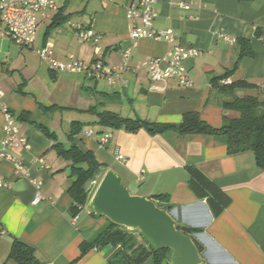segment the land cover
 I'll return each instance as SVG.
<instances>
[{"label":"crops","instance_id":"0c3cea01","mask_svg":"<svg viewBox=\"0 0 264 264\" xmlns=\"http://www.w3.org/2000/svg\"><path fill=\"white\" fill-rule=\"evenodd\" d=\"M133 1L56 0L57 10L39 13L35 48L26 47L30 51L25 61L14 67L0 62L5 93L0 102L11 110L31 144L29 149L14 150L16 159L24 163L21 172L12 163L0 161V176L9 181L0 188V264H19L8 259L15 239L33 245L40 264H113L118 258L120 245L93 248L81 256V243L107 226L108 219L94 215L89 204L80 206L78 214L71 213L74 199L68 189L74 180L73 160L60 154L59 147L73 143L92 150L132 194L152 199L163 195V203L172 206L180 224L202 229L195 236L209 264H264V169L253 150L229 151L224 133L184 134L172 129L153 133L146 128L131 132L103 121L110 113L179 124L186 113L195 112L220 129L224 115L236 117L237 111L223 107L225 96L212 80L228 74L219 80L220 85L225 80L264 84V0H184L193 5L189 11L182 10L176 0H160L154 28L173 29L174 43L131 39L127 9ZM75 24L100 38L81 41ZM243 40L252 55L241 56L242 47L246 48ZM174 45L199 51L184 62L191 85L177 78L150 77L151 60L162 59L160 66L165 68L163 59ZM45 46H51L54 58L62 62L74 58L91 63L101 57L110 67L127 66L121 73L127 86L56 71L37 55L33 60L36 49ZM128 48L131 53L126 60ZM235 94L264 98L258 87L236 88ZM5 124L0 109V139ZM73 129L79 132L71 136ZM108 133L109 141L101 143L102 135ZM193 167L231 198L218 216L208 200L191 188ZM102 176L87 183L91 195L96 187L93 181ZM35 182L41 183L43 193L37 204H33ZM138 240L147 247L141 236ZM143 264H154L153 257Z\"/></svg>","mask_w":264,"mask_h":264},{"label":"trees","instance_id":"16d2710c","mask_svg":"<svg viewBox=\"0 0 264 264\" xmlns=\"http://www.w3.org/2000/svg\"><path fill=\"white\" fill-rule=\"evenodd\" d=\"M242 43H246V41L243 40ZM252 54L253 52L249 44L246 43V48L242 47L241 49V56ZM227 77L228 74H225L222 77L213 78V85L217 86L219 91L225 96L223 107L225 109L237 111L238 115L236 117L224 115L223 125L220 129L208 125L200 118L199 114L195 112L186 113L182 122L179 124L154 123L141 119L132 120L110 113L104 115L103 121L109 122L115 127H124L131 132L146 128L153 133L165 132L169 129L184 134L224 133L228 136L229 151L239 152L248 149L253 150L258 166L264 169V98H261L260 96H238L235 94L236 88L240 87H258L263 93L261 85H254L245 80L234 83L227 82L222 85L218 83L219 80H223ZM23 114L25 115V113ZM78 132L79 131L73 129L71 136H74ZM59 153L73 160L72 176H74V180L68 191L74 199V203L70 209L74 216L78 214L80 206L88 205L90 202L92 195L89 193L88 189H86L87 183L98 175L102 176L107 168L104 163L97 159L92 150L88 149L87 151H84L75 143L69 148L60 146ZM190 173L191 188L200 198H206L208 200L216 216L221 214L231 203V198L222 188L211 181L198 168H191ZM164 199L165 197L163 195H156L153 197V200H155L159 207L171 211L172 206L164 204ZM93 214L100 216L94 212ZM179 228L185 234L193 237L204 258V246L195 236V234L202 229L188 227L180 223ZM138 235L142 237V241L147 244V247L141 244L138 240ZM107 245H120L122 247L121 253L118 255V258L115 259L113 264H143L150 257H153L154 264H167L171 254V250L169 249H157L153 242L144 234L137 231L127 230L126 228L108 220L107 226L99 231L93 238L81 243V256L93 248L102 249ZM36 252L37 250L33 245L15 239L8 255V259H14L19 264H40L41 261L37 257Z\"/></svg>","mask_w":264,"mask_h":264},{"label":"built area","instance_id":"2783aa9c","mask_svg":"<svg viewBox=\"0 0 264 264\" xmlns=\"http://www.w3.org/2000/svg\"><path fill=\"white\" fill-rule=\"evenodd\" d=\"M160 0H134L127 9V18L131 23L130 37L137 41L142 38L164 39L169 43H174L176 34L173 29L157 30L154 28V20L157 17L156 5ZM177 5L184 11L193 9L191 3L184 0H176ZM46 9H58L56 0H0V38L9 37L11 40L23 47L35 48L36 32L38 27V15ZM77 37L81 41H97L100 36L93 30L84 28L81 24L73 25ZM38 55L47 60L50 67L56 71L83 73L95 80H105L110 84L119 83L123 87L127 86V81L121 77V73L127 66L115 68L108 66L101 57L96 58L91 63H84L78 59L69 62L56 60L53 56L51 46L36 49ZM131 53L128 48L125 52L126 60ZM199 54L198 49L174 45L163 60L167 66H160L162 59L154 58L150 62V77L152 80L177 78L183 85H191V80L184 62ZM225 83L228 81L225 80ZM264 96V84L261 85ZM4 89L0 77V99L4 96ZM0 109L3 111L6 124L5 135L0 139V161H8L13 164L17 172L24 169V163L16 159L14 150L18 148L29 149L31 144L28 137L23 134L15 122L14 115L7 105L0 102ZM91 133V132H90ZM111 134L102 135L101 143H107ZM118 159L123 160V155H118ZM99 182V181H98ZM97 181L93 185L97 187ZM9 181L0 176V188L8 186ZM36 195L33 204H37L43 198L41 183L35 182ZM95 187V189H96ZM95 191V190H94ZM94 193V192H93Z\"/></svg>","mask_w":264,"mask_h":264},{"label":"water","instance_id":"95a60500","mask_svg":"<svg viewBox=\"0 0 264 264\" xmlns=\"http://www.w3.org/2000/svg\"><path fill=\"white\" fill-rule=\"evenodd\" d=\"M89 206L112 223L144 234L157 249L171 250L167 264H208L171 211L159 207L150 197L132 194L112 169L99 180Z\"/></svg>","mask_w":264,"mask_h":264},{"label":"rangeland","instance_id":"374dc122","mask_svg":"<svg viewBox=\"0 0 264 264\" xmlns=\"http://www.w3.org/2000/svg\"><path fill=\"white\" fill-rule=\"evenodd\" d=\"M29 51V48L21 47L10 38H0V62L6 61L12 67L18 66L25 61V57L27 55V52ZM34 55L35 57L33 58V60H36L39 55L36 52L34 53Z\"/></svg>","mask_w":264,"mask_h":264}]
</instances>
